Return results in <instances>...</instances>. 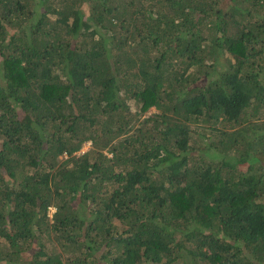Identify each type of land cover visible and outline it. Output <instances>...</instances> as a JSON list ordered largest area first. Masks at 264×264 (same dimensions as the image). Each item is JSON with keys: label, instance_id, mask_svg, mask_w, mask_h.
Instances as JSON below:
<instances>
[{"label": "trees", "instance_id": "obj_1", "mask_svg": "<svg viewBox=\"0 0 264 264\" xmlns=\"http://www.w3.org/2000/svg\"><path fill=\"white\" fill-rule=\"evenodd\" d=\"M0 264H264V0H0Z\"/></svg>", "mask_w": 264, "mask_h": 264}, {"label": "rangeland", "instance_id": "obj_2", "mask_svg": "<svg viewBox=\"0 0 264 264\" xmlns=\"http://www.w3.org/2000/svg\"><path fill=\"white\" fill-rule=\"evenodd\" d=\"M135 105H136V103L134 104V102H131V106H133V107H132L133 109H136ZM156 111H157V110L155 109V107H153V108H152L151 110H149V112H147L143 117L147 116L150 112H156ZM194 136L196 137V134H194ZM196 141H197L196 144H198V143L201 142V140H198L197 137H196ZM91 147H92V142H91V141H87V142H85V143L83 144L82 149H81L79 152H77V153H84V152H87V151H89V150L91 149ZM64 157H65V156H64ZM54 211H55V208H54V207L49 208V215H50V217H52Z\"/></svg>", "mask_w": 264, "mask_h": 264}]
</instances>
